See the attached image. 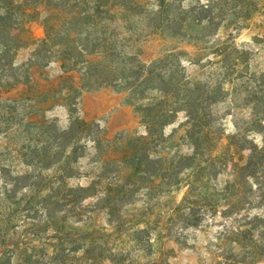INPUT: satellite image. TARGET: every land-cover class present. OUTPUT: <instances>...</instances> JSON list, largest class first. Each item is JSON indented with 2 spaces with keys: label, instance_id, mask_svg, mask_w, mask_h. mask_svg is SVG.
I'll use <instances>...</instances> for the list:
<instances>
[{
  "label": "trees",
  "instance_id": "obj_1",
  "mask_svg": "<svg viewBox=\"0 0 264 264\" xmlns=\"http://www.w3.org/2000/svg\"><path fill=\"white\" fill-rule=\"evenodd\" d=\"M183 1L0 0V264H131L117 244L124 229L151 255V214L124 223L120 205L135 206L143 191L150 204L156 191L185 184L186 173L187 225L203 227L210 218L222 227L220 237L247 250L248 262L239 263H263L264 139L252 146L240 132L219 136L212 109L242 96L264 107V72H250L252 52L236 40L264 3ZM32 22H40L43 39L23 37ZM119 22L124 32L112 27ZM167 40L185 48L162 50ZM27 49L31 58L18 63ZM41 58L69 75L66 129L46 116L48 94L36 90ZM203 70H217V79L198 80ZM104 88L126 95L143 134L122 133L117 141L80 116L71 93ZM179 113L192 154L169 157L173 135L164 131ZM255 117L257 130L249 132L264 136V108ZM78 178L88 184L72 185Z\"/></svg>",
  "mask_w": 264,
  "mask_h": 264
},
{
  "label": "rangeland",
  "instance_id": "obj_2",
  "mask_svg": "<svg viewBox=\"0 0 264 264\" xmlns=\"http://www.w3.org/2000/svg\"><path fill=\"white\" fill-rule=\"evenodd\" d=\"M192 2L195 4L196 0H184L183 5L188 6ZM258 2L264 3V0H258ZM263 8L264 6L250 22L246 23L236 38L238 44L252 52L250 61V72L252 73L264 72ZM124 26V24L119 22L112 27H115L117 31L124 32ZM44 36V29L40 22L30 23L27 26L26 33L23 35L25 40L29 37L41 40ZM164 46L162 50H180L185 48V45L181 42L171 40H167ZM30 58V49L21 50L18 55V63H27ZM181 61L182 65L186 64L184 59ZM37 62L38 66L33 72L36 90L38 92H47L46 94H48L49 104L47 105L46 116L54 121L59 128L66 129L70 125V114L68 109L62 106L64 101L62 96H65L70 88L69 75L64 73L55 62L45 64L44 59ZM205 65H207V62L200 63V67ZM212 71L213 74H210V70H208L207 74L206 70H203L204 74L198 80L205 81L210 75L213 79H217L219 72L217 70ZM189 75L193 76L194 79L196 78V74L192 72ZM71 97L78 102L79 114L84 120L94 122L102 129L107 130L108 136L116 138L117 141L122 133L139 136L145 132L136 107L128 103L126 95L120 94L113 88L84 92L80 97L75 93H71ZM243 98L244 100H242ZM250 99L247 96H242L241 99L235 102L229 99L217 108L212 109L214 117L218 120L215 132L219 136L228 138L235 135L236 132H240L242 134L241 137H248L252 146L262 145L264 136L255 131L249 132V130H257L252 122L254 120L257 122L258 119L255 117L256 109L263 110L264 107H254L252 103H249ZM175 120L164 131L166 138L173 135V141L168 145L167 153H170L169 157H181L192 154V148L182 133L185 124V113H179ZM247 154L248 152L244 153L245 156ZM88 163L87 160H82V168L88 170ZM84 169H82V172H84ZM187 174L186 178L185 176L181 177L186 181L185 184L173 189L170 188V192L168 189H163V193L156 191L150 204L144 203L147 198L143 195V191L132 200V202H135V206L125 205L121 209L120 205L121 222L125 223L134 218V216H142L144 218L151 214V227L156 231L151 236L153 245L151 255L142 252L131 238V233H127L125 229L119 234L117 243L119 248L129 253V259H132L131 264H242L239 262H248L245 259L247 250L244 248L239 251L237 246L232 243L234 239L232 236L220 237L222 227L220 225L214 226L210 218L205 219L206 223L203 227L190 228L187 225L186 217L189 211L183 210V207L188 206V204L182 203V200L186 197V192L189 190ZM227 179L222 177L217 188L222 189ZM71 184L84 186L88 184V181L84 178H78L72 180ZM190 200L196 201V198H191ZM147 201L149 200L147 199ZM257 212L254 211L253 214ZM98 222L106 226L107 218L103 211L98 213ZM244 244H249V239L245 240ZM262 262L261 264H264V259H262ZM105 264L110 263L106 262Z\"/></svg>",
  "mask_w": 264,
  "mask_h": 264
}]
</instances>
